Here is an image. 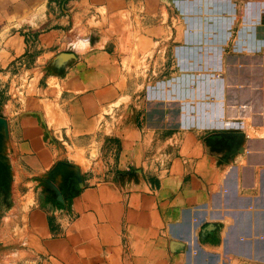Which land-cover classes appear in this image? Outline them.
Here are the masks:
<instances>
[{
    "label": "crops",
    "instance_id": "obj_1",
    "mask_svg": "<svg viewBox=\"0 0 264 264\" xmlns=\"http://www.w3.org/2000/svg\"><path fill=\"white\" fill-rule=\"evenodd\" d=\"M11 70L15 163L85 186L29 190L0 264H264V0H0Z\"/></svg>",
    "mask_w": 264,
    "mask_h": 264
},
{
    "label": "rangeland",
    "instance_id": "obj_2",
    "mask_svg": "<svg viewBox=\"0 0 264 264\" xmlns=\"http://www.w3.org/2000/svg\"><path fill=\"white\" fill-rule=\"evenodd\" d=\"M25 71L11 70L12 73L7 78L0 79V239L2 236L0 257L3 255L4 258L9 257L12 250V225L23 221L29 190L41 189L44 194L60 203L62 189L66 184L71 182L77 189L85 186L81 166L70 164L68 160H59L47 170L34 173L24 161L18 165L12 158V135L7 112L20 108V113L25 110L24 115L38 116L42 126L46 127L45 117L41 111L28 112L31 111L29 110L32 109L31 106L43 107L44 103L41 102L43 98L41 85H32L28 79H20L21 76L17 78L18 73L27 76ZM60 140L54 135V141Z\"/></svg>",
    "mask_w": 264,
    "mask_h": 264
}]
</instances>
